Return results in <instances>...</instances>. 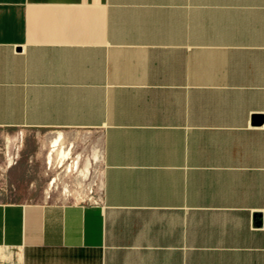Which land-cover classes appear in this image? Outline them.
<instances>
[{"label":"crops","instance_id":"1","mask_svg":"<svg viewBox=\"0 0 264 264\" xmlns=\"http://www.w3.org/2000/svg\"><path fill=\"white\" fill-rule=\"evenodd\" d=\"M13 127L84 131L102 191L0 200V264H264V0H0Z\"/></svg>","mask_w":264,"mask_h":264},{"label":"rangeland","instance_id":"2","mask_svg":"<svg viewBox=\"0 0 264 264\" xmlns=\"http://www.w3.org/2000/svg\"><path fill=\"white\" fill-rule=\"evenodd\" d=\"M96 148L79 129L0 128V200L97 199L102 167Z\"/></svg>","mask_w":264,"mask_h":264}]
</instances>
